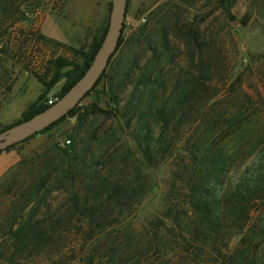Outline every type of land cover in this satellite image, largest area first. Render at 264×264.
<instances>
[{
	"label": "trees",
	"instance_id": "trees-1",
	"mask_svg": "<svg viewBox=\"0 0 264 264\" xmlns=\"http://www.w3.org/2000/svg\"><path fill=\"white\" fill-rule=\"evenodd\" d=\"M41 1L0 0V24L13 15L7 25L12 27L25 16L22 6L38 7ZM235 1L217 0L218 8L230 17ZM172 17L167 32L192 45L189 62L168 69L171 83L159 74L161 69L158 80L139 73L132 79L131 96L136 100L117 109L124 121L119 132L134 141L137 152L129 147L110 167L77 142L67 148L50 147L36 157H20L14 169L35 167L37 162L41 175L31 179L1 219L0 264H264V114L241 84L235 91L239 77L222 95L234 66L230 53L217 47L221 40L203 35L193 19ZM107 24L108 20L89 54L82 46H68L83 58L81 63L63 56L48 61L47 73L37 75L45 92L14 123L51 106L47 93L61 78L64 83L52 96L59 99L68 90L91 63ZM167 32L162 42L169 50ZM123 41L124 31L116 50ZM62 67L68 69L61 71ZM142 94L150 97L146 107L139 101ZM75 109L65 116H73ZM170 158L174 162L163 209L149 221L150 239L143 247L134 246L131 220L151 185L148 170ZM53 171L75 187L58 206L49 202L58 188L49 179ZM151 251L158 252L157 262Z\"/></svg>",
	"mask_w": 264,
	"mask_h": 264
},
{
	"label": "rangeland",
	"instance_id": "rangeland-1",
	"mask_svg": "<svg viewBox=\"0 0 264 264\" xmlns=\"http://www.w3.org/2000/svg\"><path fill=\"white\" fill-rule=\"evenodd\" d=\"M111 3L112 0H42L38 7L22 6L25 16L12 22V27L7 25L15 18L13 15L0 24V128L20 119V115L12 118L10 107L27 104L45 92L37 75L47 73L49 60L58 56L78 63L83 60L69 50L70 44L39 38L38 24L46 14L65 19L47 17L42 30L73 44L83 36V31L81 27H72L75 24L82 26L84 37L74 47L82 46L83 52L89 54L91 43L107 23ZM231 13L230 17L223 13L217 0H128L124 41L107 65L103 77L79 101L73 116H65L49 129L18 142L20 157H36L50 147L67 148L77 142L79 147L90 148L94 157L101 158L106 162L105 167H110L129 147L137 152L134 141L119 132L124 121L117 117V109L121 110L130 99L136 100L137 96H131L132 79L139 73L145 71L158 80V70L161 69L159 74L171 83L173 73L168 69L173 67L176 70L179 65L189 62L192 45L174 39L167 32L169 23L174 20L172 15L182 20L193 19L203 35L214 34L221 40L216 43L217 47L230 53L234 66L222 95L227 94L229 83L239 77L235 91H239L241 84L252 97L255 107L264 114V0H236ZM165 32L170 41L169 50L162 42ZM67 69L62 67L61 71ZM53 71L51 68L47 79ZM63 83L64 78H61L54 85L56 91ZM154 89L158 100V84ZM149 98L147 94L139 96L142 107L148 105ZM153 132H157L156 125ZM66 139L70 142L65 143ZM173 162L170 158L159 167L148 170L151 185L141 197L131 220V243L134 246L143 247V242L150 239L149 221L158 217L163 209ZM34 163L35 167L10 168L0 178V222L8 205L19 197L32 178L41 175V165ZM49 177L51 184L58 187L51 193L49 202L58 206L75 187L54 171ZM75 183L80 186L79 182ZM237 240L234 238L233 242ZM150 256L158 261L157 251H151ZM68 264L82 263L71 261Z\"/></svg>",
	"mask_w": 264,
	"mask_h": 264
},
{
	"label": "water",
	"instance_id": "water-1",
	"mask_svg": "<svg viewBox=\"0 0 264 264\" xmlns=\"http://www.w3.org/2000/svg\"><path fill=\"white\" fill-rule=\"evenodd\" d=\"M127 4L128 0H112L106 32L83 74L53 105L1 130L0 151L40 132L65 116L94 87L118 46L125 22ZM53 94L54 89H50L47 93L48 96Z\"/></svg>",
	"mask_w": 264,
	"mask_h": 264
},
{
	"label": "crops",
	"instance_id": "crops-1",
	"mask_svg": "<svg viewBox=\"0 0 264 264\" xmlns=\"http://www.w3.org/2000/svg\"><path fill=\"white\" fill-rule=\"evenodd\" d=\"M47 17H53V18L58 19V20L65 19V18H63L61 16H58L56 14H52V13L46 14V16L38 24V29H39L40 34L45 36L46 38H50V39L56 40V41L64 43V44L68 43L71 46H76V45H78L80 43V41L84 37V29H83V27L79 26V25H76V24H75V26L73 25L72 29H75V27H81V29L83 31V36L80 37L78 42H76L75 44H73L71 42H68V41L56 36V34H50L48 32L45 33L42 30V26H43V24L45 22V19ZM53 89H54V91H56L55 87ZM33 101H30L29 103H31ZM29 103L13 105L12 107H10L9 108V113L11 114L12 118L15 117V116L21 115V113L26 109V107L29 105ZM19 159H20V154H19V150H18L17 144L14 147H12V148L1 150L0 151V178L4 175V173H6L10 168H12L18 162Z\"/></svg>",
	"mask_w": 264,
	"mask_h": 264
},
{
	"label": "built area",
	"instance_id": "built-area-1",
	"mask_svg": "<svg viewBox=\"0 0 264 264\" xmlns=\"http://www.w3.org/2000/svg\"><path fill=\"white\" fill-rule=\"evenodd\" d=\"M56 101H57V98H55V97H53V96L51 95V96H48V99H47L46 102H47V104H49V105H53ZM64 142H65V143H69L70 140H69V139H66Z\"/></svg>",
	"mask_w": 264,
	"mask_h": 264
}]
</instances>
